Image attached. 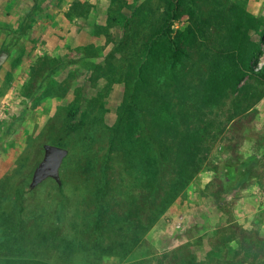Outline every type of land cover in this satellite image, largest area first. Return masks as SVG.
I'll return each mask as SVG.
<instances>
[{"label":"rangeland","instance_id":"obj_1","mask_svg":"<svg viewBox=\"0 0 264 264\" xmlns=\"http://www.w3.org/2000/svg\"><path fill=\"white\" fill-rule=\"evenodd\" d=\"M237 1L188 0L206 35L184 64L157 63L169 99L155 104L141 74L166 0H0V264H264V79L197 118ZM247 8L264 25V0ZM131 113L146 141L133 154ZM200 125L201 171L170 202L181 134ZM46 144L69 152L61 183L31 188ZM146 154L163 160L156 181Z\"/></svg>","mask_w":264,"mask_h":264},{"label":"trees","instance_id":"obj_2","mask_svg":"<svg viewBox=\"0 0 264 264\" xmlns=\"http://www.w3.org/2000/svg\"><path fill=\"white\" fill-rule=\"evenodd\" d=\"M190 1L196 4V0ZM247 7L248 0H238L231 10L233 20L224 51L214 61L212 74L195 92L197 118L205 109L220 105L230 92L244 91L245 86L243 85L248 82V79L256 76L264 79V71L257 72L255 69L262 53L261 42L264 40V34L261 29L264 25ZM186 14L190 15V23L183 29H175V24ZM252 32L260 34V41H255L252 38ZM162 33L164 37L162 40L155 39L149 44L147 49L149 61L142 69L141 74L146 79L141 88L145 90L155 104L157 101L161 103L169 99L168 94L160 95L153 89L151 73L155 70L157 63L165 59L171 61L176 67L179 64H184L190 51L206 35L197 21L195 8H191L188 0H166ZM173 80L179 82L176 73L173 74ZM154 95L156 100L153 99ZM202 127L201 125L196 128L190 126L181 134L173 159L177 175L176 189L174 188L175 196L170 202H173L177 198L176 193L184 190L201 171L200 157L206 142V132ZM125 136L133 145L132 149L128 148L127 152L130 154L135 152L133 150L136 147L134 140H137L139 145L142 141L146 143L145 139L142 138L138 119L134 113H131L127 118ZM140 147L146 149L143 145ZM163 158L168 160L166 155ZM146 160L148 173L152 174L156 181L163 160L152 154H146Z\"/></svg>","mask_w":264,"mask_h":264},{"label":"water","instance_id":"obj_3","mask_svg":"<svg viewBox=\"0 0 264 264\" xmlns=\"http://www.w3.org/2000/svg\"><path fill=\"white\" fill-rule=\"evenodd\" d=\"M8 54L3 52L0 55V67L6 62ZM45 157L43 161L37 166L31 188H36L39 184L49 178L55 179L59 184L60 169L64 159L68 156V150L57 145H45Z\"/></svg>","mask_w":264,"mask_h":264}]
</instances>
